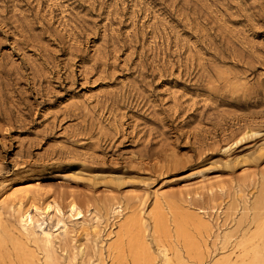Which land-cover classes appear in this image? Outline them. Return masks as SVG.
<instances>
[{
  "label": "rangeland",
  "instance_id": "obj_1",
  "mask_svg": "<svg viewBox=\"0 0 264 264\" xmlns=\"http://www.w3.org/2000/svg\"><path fill=\"white\" fill-rule=\"evenodd\" d=\"M27 185L68 221L59 264H135L134 234L149 264H250L264 0H0V264L18 242L47 264L16 219Z\"/></svg>",
  "mask_w": 264,
  "mask_h": 264
},
{
  "label": "bare ground",
  "instance_id": "obj_2",
  "mask_svg": "<svg viewBox=\"0 0 264 264\" xmlns=\"http://www.w3.org/2000/svg\"><path fill=\"white\" fill-rule=\"evenodd\" d=\"M27 182L26 184H29ZM211 187L210 189H212ZM15 191V205L18 206L16 210L17 220L19 221L24 235L29 238L31 241H36L42 246L46 251L47 264H59L56 245L54 236H63L67 229L68 221L65 219L63 210L60 208V205L57 203L53 195H46V200L42 207L35 204V199H29L25 204V197L28 198L31 195V186L27 185L22 193ZM165 198L163 195H157V210L156 214L161 210V200ZM70 211L76 212V215H80V205L73 200L70 205ZM155 214V215H156ZM189 217H193L190 215ZM194 218V217H193ZM143 218L141 217L140 220ZM199 223H204V217L195 216ZM136 220V219H135ZM134 220V221H135ZM138 221V220H136ZM253 221L257 224V228L253 233L252 239H256L252 246L249 249L250 264H264V197L258 198L254 206V218ZM128 222L122 227L123 231H126L130 228ZM40 233L41 235H38ZM56 234V235H55ZM9 237V236H8ZM226 241L231 238V235H225ZM13 238V237H12ZM15 241L14 239H12ZM3 246V243H0V248ZM119 244L116 245L118 247ZM25 246L22 242L17 243V254L18 258L24 262V264H35L32 262V259L26 258L29 253L25 250ZM112 247L109 246L108 249ZM131 251L133 253L134 263L135 264H149L150 254L149 248L144 242L143 238L139 234H134L131 240ZM163 255L164 264H172L171 258L168 254L167 249L160 250ZM217 264H240L232 263L231 260L222 259Z\"/></svg>",
  "mask_w": 264,
  "mask_h": 264
}]
</instances>
